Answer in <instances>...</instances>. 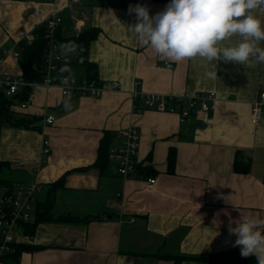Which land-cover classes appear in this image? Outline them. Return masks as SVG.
<instances>
[{"label": "crops", "instance_id": "crops-1", "mask_svg": "<svg viewBox=\"0 0 264 264\" xmlns=\"http://www.w3.org/2000/svg\"><path fill=\"white\" fill-rule=\"evenodd\" d=\"M168 3L0 0V75H21L20 56L13 51L26 47L27 37H34L57 9L63 19L58 50L69 61L60 73L88 78L74 39L95 29L86 59L106 89L99 98L63 97L58 87L34 84L28 106L11 107L15 118L31 120L30 128L0 122V161L10 165L13 183L38 181L37 202H42L48 186L64 178L54 215L88 218L40 223L30 242L17 236L18 245L37 249L18 251L0 264H257L255 256L243 258L233 247L236 237L229 235L228 224L240 217L264 219V107L260 123H250L253 102L264 92V63L246 67L200 57L175 62L157 55L138 40L131 28L136 17L128 9L140 4L154 16ZM255 15L264 21V12ZM237 42L239 37L226 43ZM259 46L264 48V41ZM3 49L10 52L3 56ZM113 83L119 89L111 90ZM210 92L216 95L212 108L183 122L176 113L148 110L139 101L133 108L134 93L191 97ZM47 116L54 117L53 124L44 122ZM129 127L140 135L137 166L151 173L121 177L113 163L94 167L105 133L111 150ZM43 140L48 141L44 163ZM170 148L175 151L172 172ZM248 160V173L234 171L235 161ZM130 218L133 223H120ZM232 252L226 262L196 260Z\"/></svg>", "mask_w": 264, "mask_h": 264}, {"label": "clouds", "instance_id": "clouds-1", "mask_svg": "<svg viewBox=\"0 0 264 264\" xmlns=\"http://www.w3.org/2000/svg\"><path fill=\"white\" fill-rule=\"evenodd\" d=\"M257 10L264 12V0H170L154 16L140 4L129 5L128 12L135 14L131 28L138 40L157 55L175 62L200 57L250 67L264 63V48L259 46L264 21L255 15ZM233 37L239 42L227 44ZM228 233L236 237L233 247L240 248L241 257L255 256L257 264H264V219L230 220Z\"/></svg>", "mask_w": 264, "mask_h": 264}, {"label": "built area", "instance_id": "built-area-1", "mask_svg": "<svg viewBox=\"0 0 264 264\" xmlns=\"http://www.w3.org/2000/svg\"><path fill=\"white\" fill-rule=\"evenodd\" d=\"M50 3L55 0H47ZM83 18L84 15H81ZM63 19L61 13L55 9L44 19L42 28L44 32L45 46L42 55L41 73L42 79L40 85L44 87H58L63 97L79 95L83 97L99 98L106 91L105 86L94 78L80 79L74 73H60V67L69 63L68 59L63 57L58 50L59 37L58 32L62 27ZM34 40L33 36L27 37V45ZM24 49V48H23ZM12 50V49H11ZM9 49H3L2 55H7ZM22 49L13 51L12 55L19 58ZM172 67V66H168ZM20 76L0 75V91L6 97L16 95L21 88L27 86ZM34 85V84H33ZM32 86V85H31ZM111 90L119 89L116 83L110 85ZM133 108L137 109L136 100L142 104L145 109L154 110L159 113H176L180 121H185L196 113H206L212 108L216 101V95L210 93H197L191 97H174L157 94H133ZM185 103L180 110L177 104ZM29 104V98L20 103V108L25 109ZM264 107V92L258 94L253 102L250 113V123L258 125L262 119V109ZM53 116H47L44 119L46 124L54 123ZM122 138L121 144L113 148L108 153V160L113 163L117 175L129 177L137 174V154L140 147V135L136 127H129L119 133ZM42 159L45 162V155L48 153V141L42 142ZM149 181V180H148ZM149 183H154L150 180ZM42 191V185L36 181L17 182L10 185H0V261L17 252V245L22 244L17 240L20 235L23 241L30 242L32 236L25 233L24 226L33 220L35 205L38 196ZM130 218L128 222L121 220L120 223H133Z\"/></svg>", "mask_w": 264, "mask_h": 264}, {"label": "trees", "instance_id": "trees-1", "mask_svg": "<svg viewBox=\"0 0 264 264\" xmlns=\"http://www.w3.org/2000/svg\"><path fill=\"white\" fill-rule=\"evenodd\" d=\"M152 1L158 3H165L168 0H152ZM91 30L78 34L77 37L74 39L75 41L74 44L77 50V56L83 58L82 65H86V67L90 70L87 73V77L97 79L96 78L97 74L95 72L94 67L91 66L86 59L88 45L96 35L95 34L96 30L95 29H91ZM44 46H45L44 32H43V28L41 27L36 31V35L34 36V40L32 41V43L26 45V47L22 49L19 58V66L21 69L20 76L24 82L28 83V85L21 88V90L12 97H6L4 93L0 91V122L3 123L5 122L11 127H17L22 129L30 128L32 124L31 120L29 119L20 120L15 118L14 117L15 114L11 110V107L16 102H23L26 99H28L32 90L31 85L40 83L42 79L41 64H42V55H43ZM137 101L139 100L135 101L136 105H137ZM176 106L177 109L181 111V109L185 106V103H180L177 104ZM109 151H110L109 141L107 138V133H105L104 137L99 143L97 150V158L93 166L101 169L105 167V165L110 163L108 160ZM174 161H175V151L173 148H170L167 158L168 172H172ZM249 164H250L249 160L244 164L242 163L239 164L237 161H235L233 167L234 171L237 173L246 174L248 173L249 170ZM137 170H139L140 173L144 174V176H147L151 173V171H147V169H144L142 167L141 168L138 167ZM10 171H11L10 165L7 162L0 161V185H5V184L10 185L13 183V181L9 178L11 177L9 174ZM63 184H64V178H60L58 181H55L54 183L48 186V190L46 192V196L44 200L42 202H37V204L35 205L32 222L24 226V230L26 234L32 236V233L34 232L35 228L40 223L43 222L60 221V222H68V223L69 222L77 223L80 221L88 220V218L80 219L78 217H73L71 215H60V216L54 215L53 204H54L55 194L59 188L63 187ZM35 249H37L36 246L32 247L29 245H17V252L33 251ZM232 255L233 252L218 256L199 257L196 258V260H201L203 262H208V263L226 262ZM8 258L9 256L3 258V260ZM191 258L193 257H176L175 261H180L183 259L188 260Z\"/></svg>", "mask_w": 264, "mask_h": 264}, {"label": "bare ground", "instance_id": "bare-ground-1", "mask_svg": "<svg viewBox=\"0 0 264 264\" xmlns=\"http://www.w3.org/2000/svg\"><path fill=\"white\" fill-rule=\"evenodd\" d=\"M16 183V182H15ZM37 204V203H36ZM129 220V219H128Z\"/></svg>", "mask_w": 264, "mask_h": 264}]
</instances>
